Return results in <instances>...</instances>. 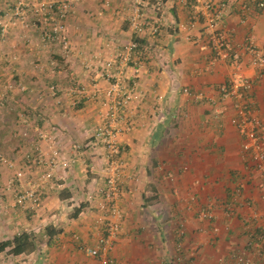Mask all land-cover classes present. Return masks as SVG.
Listing matches in <instances>:
<instances>
[{
    "label": "crops",
    "instance_id": "1",
    "mask_svg": "<svg viewBox=\"0 0 264 264\" xmlns=\"http://www.w3.org/2000/svg\"><path fill=\"white\" fill-rule=\"evenodd\" d=\"M15 1L0 0V81L10 77L14 89L20 85L25 90L17 94L25 112L7 122L9 130L0 131V145L15 166L25 167L27 178L35 179L40 172L25 153L57 149L69 156L72 144L91 140L99 123L98 101L75 91L106 87L100 66L131 38L126 19L131 0H68L67 49L43 45L33 24L12 21L9 11ZM142 1L145 16L160 17L161 29L141 38L142 98L132 106L133 130L120 136L124 168L138 179L123 184L118 202L123 217L109 253L111 264H235V252L264 264L263 189L247 169L242 138L229 120L234 112L230 102L215 119L212 106L182 92L187 87L218 98L219 87L238 71L253 81L251 107L264 121V74L251 66L244 50L239 68L215 58L205 45L203 23H189L190 3ZM216 1L227 4L222 26L228 39L235 45L254 39L264 51V12L251 0ZM49 84L56 87L55 97ZM103 154L101 146L92 144L67 169L58 167L36 209L22 210L12 206L11 197H0V244L21 232H31L37 240L28 253L12 255L8 247L0 251V264H100L86 250L105 229L98 207ZM12 173L0 166V190ZM205 205L213 221L198 218ZM46 225L62 231L48 241Z\"/></svg>",
    "mask_w": 264,
    "mask_h": 264
},
{
    "label": "built area",
    "instance_id": "2",
    "mask_svg": "<svg viewBox=\"0 0 264 264\" xmlns=\"http://www.w3.org/2000/svg\"><path fill=\"white\" fill-rule=\"evenodd\" d=\"M183 4L190 3V25L203 23L205 45L210 49L215 58L240 67L242 50L250 56V64L259 75L264 74V51L258 47L254 39H247L243 44H233L227 37L222 26V19L226 11L225 1L216 0H180ZM255 7L264 12V0H251ZM71 3L68 0H37L29 3L16 0L13 14L32 16L46 28L42 39L56 42L67 49L68 39L65 30V20L70 11ZM145 4L142 0H131L127 9L126 19L129 24L131 38L123 43L113 54L102 62L100 77L107 85L101 90L94 88L87 91L84 86H79L75 93L78 96H87L98 101L99 123L93 130L89 143H74L70 147V154H62L57 149L48 154L38 151L25 153L26 161L39 170L37 178H27L26 169L15 166L14 160L0 152V166L13 169V173L3 181L0 197H11L12 206L22 210L36 209L41 202L44 190L53 184V177L58 167L67 169L76 158L89 145L101 146L104 150V186L101 189L102 198L99 209L104 214L105 229L98 237L94 246L88 248L86 253L98 259L100 264H111L109 253L113 249L121 230L122 211L119 199L124 192L126 179L137 180L134 172H127L123 165L122 153L124 146L120 141L122 134L129 133L134 128V115L132 106L142 98L139 79L144 63L141 57V45L138 40L148 32L152 36L159 34L161 29L160 17L155 16L148 20L144 13ZM137 38V40H135ZM53 97L57 95L55 85L50 86ZM253 90V81L236 71L225 84L218 89L219 97H204L200 93L190 92L187 87L182 92L193 99L207 103L214 109L212 118H219L220 114L228 109L227 101L233 109L230 123L236 128L242 138L241 151L247 162L249 172L255 174L257 182L263 189L264 197V121L254 114L250 97ZM163 96L158 95L157 100ZM38 136L51 140L45 133L36 130ZM27 136L26 131L22 132ZM52 141V140H51ZM242 184L238 190L242 188ZM198 218L213 221L214 214L209 206H202L198 210ZM264 230V228H263ZM213 231H217L213 227ZM264 238V231L261 235ZM235 264H253L249 256L244 253H233Z\"/></svg>",
    "mask_w": 264,
    "mask_h": 264
},
{
    "label": "rangeland",
    "instance_id": "3",
    "mask_svg": "<svg viewBox=\"0 0 264 264\" xmlns=\"http://www.w3.org/2000/svg\"><path fill=\"white\" fill-rule=\"evenodd\" d=\"M24 1H27L29 3H34L37 0H34L33 2L30 0H24ZM9 3H10V1H9ZM14 4H13V6H14ZM13 6L10 7V11H9V13L12 14V18H11L12 21L17 19V21H20L22 24H25L26 22L33 24V27L35 29H37V32H38V29L40 30V40H41V42H43V45L48 44V43H52V44L56 43V42H50V41L42 39L43 32L45 31L46 28L42 27V25L39 23V21H35V19L32 16H26L23 18H20V16H18V15L15 16L13 14ZM38 25H40V27ZM0 63L2 64L1 60H0ZM2 67L3 66L1 65L0 71L4 72V70H2ZM0 76H2V75H0ZM9 78L8 79L6 78L5 80L3 78L0 81V131L4 130V129L9 130L10 127H6L7 122L9 124V121H11V119H13V117L22 116L25 112V110L22 107H20L18 104V102H20V101H18V95H17L19 92L25 93V90L21 89L20 85H19V87L17 86L14 89L12 81ZM51 85L50 84L48 85L49 88ZM49 92H50V89H49ZM50 94H51V92H50ZM30 114H32V113H30ZM1 146L2 145H0V152L7 156V153H9L8 150L5 149L4 147L1 148Z\"/></svg>",
    "mask_w": 264,
    "mask_h": 264
},
{
    "label": "trees",
    "instance_id": "4",
    "mask_svg": "<svg viewBox=\"0 0 264 264\" xmlns=\"http://www.w3.org/2000/svg\"><path fill=\"white\" fill-rule=\"evenodd\" d=\"M135 40H137V38H135ZM138 41L141 42V40ZM80 211L81 206L75 208L74 212L71 214L72 217H76ZM61 231L62 230L60 228H56L52 225H46L43 228V232L48 237V241ZM7 247L9 248L8 253L12 255L28 253L37 247L36 236L31 232H21L14 235L13 238L8 242L0 244V251H3Z\"/></svg>",
    "mask_w": 264,
    "mask_h": 264
}]
</instances>
